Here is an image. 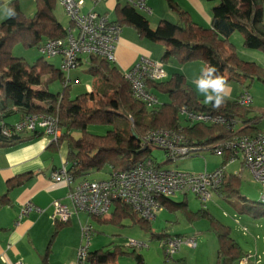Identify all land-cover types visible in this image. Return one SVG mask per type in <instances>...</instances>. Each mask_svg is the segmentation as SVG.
<instances>
[{"label": "trees", "instance_id": "16d2710c", "mask_svg": "<svg viewBox=\"0 0 264 264\" xmlns=\"http://www.w3.org/2000/svg\"><path fill=\"white\" fill-rule=\"evenodd\" d=\"M167 1L178 13L177 23L165 21L153 29L146 17L128 4L119 9L120 18L114 22L121 27H132L140 37L163 41L166 48L160 60L162 63L170 57L181 63L202 58L205 78L220 76L225 83L237 82L246 88L248 79L251 82H264V69L255 66L253 73L242 70V61L229 41V36L238 32L244 47L264 52V0H208L216 2L211 9L209 34L201 33L187 19L184 11L171 0ZM56 3L57 0H35L36 11L31 16L17 11L11 3L9 8L15 14L0 22V147L13 146L41 133L35 130L29 136L23 135V132L6 135L4 129L14 124L5 122L6 118L15 113L20 114L18 121L31 114L54 115L61 128V136L56 141H50L49 146L57 149L65 144L66 172L75 183L88 179L92 170L100 171L106 167L108 175L114 171L125 172L133 169L137 163L150 159V150L141 156L138 153L146 145L152 146L144 140L145 135L152 130L179 131L184 136V143L194 148L195 152L203 147L211 150L216 142L234 136L259 133L255 124L264 118V112L260 117L246 119L245 113L249 106H240L237 99L230 100L223 96V103L219 107L213 106L215 101L204 103L180 73H174L165 80L147 83L148 91L159 100L157 105L149 107L132 96L128 82L116 66L96 56H90L86 69V73L93 78L91 91L70 97L69 83H64L62 73L56 71L52 64L44 61L38 70H28L22 58L12 55L14 44L30 47L65 36L66 30L55 16ZM217 36L222 41L220 49L215 46ZM211 68H215L216 72H211ZM56 78L61 80L63 87L61 91L50 94L47 83ZM182 106L189 110L221 114L239 123L234 131L221 125L191 123L179 114ZM252 120L254 123H251ZM90 123L108 124L110 129L103 135L92 134L87 130ZM223 158L225 161L226 156ZM239 191V172L225 173L219 198L238 213H248L254 217L264 215V203L247 201L239 195ZM159 201L161 207L182 208L191 218L208 220L209 231L215 235L218 244L214 264H235L245 255L231 236L230 227L217 220L208 210L200 208L195 213L190 212L185 202H175L170 197L159 198ZM113 205L115 208L107 223L120 225L123 218L130 216L135 224L150 228V222L137 218L126 205L119 202ZM100 220L97 218V221ZM155 236L161 243L172 235L162 232ZM119 257L134 259L136 264H147L137 249L128 245H111L89 251L86 264H117ZM45 260L43 257L41 264H45Z\"/></svg>", "mask_w": 264, "mask_h": 264}, {"label": "built area", "instance_id": "2783aa9c", "mask_svg": "<svg viewBox=\"0 0 264 264\" xmlns=\"http://www.w3.org/2000/svg\"><path fill=\"white\" fill-rule=\"evenodd\" d=\"M100 1L105 0H92V3L95 5ZM121 1L138 11L150 13L146 0ZM57 2L69 19L65 36L42 41L37 44V49L42 56L61 58L59 72L64 77V83H70L69 72L78 66L79 57L82 55L96 56L114 63L121 26L92 9L83 11L84 0H57ZM122 73L136 100L149 107L159 103L157 97L148 91L147 83L158 82L165 78L166 73L161 61L142 56ZM237 102L243 107L250 106L252 102L250 94L244 91L238 96ZM179 114L191 123L221 125L229 131H234L239 123L236 119L221 114L189 110L185 106L180 108ZM35 130L48 136L50 141H56L61 136L57 117L40 113L26 116L11 127H6L3 133L6 135L33 133ZM144 140L147 144L166 151L170 160L195 152L194 148L184 143V136L176 130H152L145 135ZM211 152L219 157L226 156L225 162L213 171L185 172L176 168L163 169L147 159L137 163L130 171H114L104 179H83L75 183L67 174L64 163L53 170L52 180L64 182L69 187V205L58 200L53 201L51 217L67 221L71 216L82 212L90 217L102 218L109 214L114 202H119L129 207L140 219L151 222L161 209L159 198H168L176 193L193 194L201 209L206 210L212 198L219 195V189L224 181V165L236 160L242 164L254 181L262 185L259 201L264 203V134L234 136L231 139L218 141L211 147ZM31 209L33 205L30 202L24 204L19 218ZM93 234L94 228L91 223L87 222L80 227V242L76 258L71 264H86ZM126 245L136 249L145 246L144 243L132 239H128ZM183 246L195 248V236L172 235L161 242L166 258H173ZM261 258L262 256L247 254L239 262L248 264L253 259L254 264H261ZM9 264L21 263L16 261Z\"/></svg>", "mask_w": 264, "mask_h": 264}, {"label": "crops", "instance_id": "0c3cea01", "mask_svg": "<svg viewBox=\"0 0 264 264\" xmlns=\"http://www.w3.org/2000/svg\"><path fill=\"white\" fill-rule=\"evenodd\" d=\"M171 1L180 10L186 13L187 19L191 21L196 28L200 29L201 33H210L211 9L215 6V1ZM11 3L17 11L22 12L25 16H31L36 11L35 0H0L1 21L9 16L7 13L10 10L9 5ZM56 4H58V2ZM124 5L125 3L121 0H105L95 5L92 3V0H84L83 11L92 9L99 14L105 15L110 21H117V19L120 18L119 9ZM146 5L150 9V13H144L148 14L146 19L151 28L154 29L162 25L165 21L170 23L178 22V13L174 8L169 6L167 0H146ZM68 26L69 23L63 28L66 29ZM235 33L236 32L229 36V41L234 46L236 55L242 61V70L253 73L255 66L264 69V53L244 47L241 35H234ZM152 46L154 49L151 48ZM215 46L219 49L222 46V41L218 36L216 37ZM165 47L166 44L163 41H153L140 37L132 27L123 25L116 43L115 61L110 64L116 66L120 72H123L130 68L142 56H147L154 61H160ZM154 51H158V53L154 54ZM241 55L245 58H241ZM57 58L58 63H60L61 58L58 56ZM89 63L90 56L82 55L79 57L78 68H74L69 72V78L71 80L69 85L72 83V79L76 82L80 79L84 80L83 93L91 91L93 78L86 73ZM53 66L57 71L55 65ZM163 66L166 73L163 79L165 80L168 79L169 75L166 68L167 66L164 63ZM175 69L176 68L173 69V74L180 73L187 82V75ZM195 82H198V79H196ZM229 83L230 82L225 83L226 87L221 93L223 97L236 100L244 91L249 93L245 85H241L243 88L237 91L234 86L229 85ZM195 92L198 95L196 90ZM250 96L251 100H253L251 94ZM198 97L204 102L200 95H198ZM262 112H264V106L254 107V103L253 105L250 104L245 113V118L260 117ZM19 118L20 114L15 113L13 116L6 118L5 122L13 124L17 122ZM251 123H254V121L252 120ZM255 126L258 127L259 133L264 134V118H260ZM31 134V132H23V135L26 136ZM42 136L43 135L40 133L37 137H29L23 142L13 146L0 147V264H9L10 262L16 261H20L21 264H41L43 257L46 259L45 264H71L76 258V251L80 242V227L87 222L91 223L93 227L94 222L98 224H110L109 222L107 223V221L115 205L111 206L107 216L100 218L106 220L105 222L102 220L97 221V217H90L82 212L71 216L67 221L56 220L51 217V203L53 201L58 200L63 204L69 205V187L64 182H55L52 180L53 170L66 163V146L65 144H61L59 148L55 149L49 146L50 141H45L41 138ZM239 166H241V169H244L241 163ZM204 170L207 171V169ZM107 175L108 172L105 178ZM15 181L19 182L16 183ZM176 194L184 196V200L182 201L187 205L185 197L188 194ZM214 197L219 198V195ZM27 202L33 205V209L19 218L20 210ZM165 208L175 209L169 206H162L159 211ZM206 210L210 212L209 206ZM189 211L191 212V210ZM124 220H129L131 224H135L130 216H126V218H123L121 221ZM190 229L191 226H188L181 232L172 231L168 234L187 236L190 235L188 233ZM207 230L209 231V224ZM126 242L127 241H109V243L101 246V248L111 245L124 246ZM186 248L188 249V247ZM97 249L100 248H95L94 250ZM187 249H185L186 251H180L178 257L173 258V260L178 264H185L189 259ZM215 260L216 253L207 264H214Z\"/></svg>", "mask_w": 264, "mask_h": 264}, {"label": "rangeland", "instance_id": "374dc122", "mask_svg": "<svg viewBox=\"0 0 264 264\" xmlns=\"http://www.w3.org/2000/svg\"><path fill=\"white\" fill-rule=\"evenodd\" d=\"M140 13L143 16L148 17L147 13ZM55 16L62 27H65L69 23V19L59 4H56ZM262 17H264V14H262ZM236 34L239 35L238 32H236L234 35ZM151 48H153V46ZM154 52V54L158 53V51ZM12 55L22 58L26 62L28 70H38V66H40V64L45 61L55 65L57 71H60V63H58V58L42 56L37 49V45L28 47L20 43L14 44L12 47ZM241 58L245 57L241 55ZM164 64L167 66L166 68L169 75L168 78H170L173 74L174 68H176L175 70H178V72H184L188 77L187 83H189L197 91L198 95H200L205 102V94L198 91L197 82H195L196 79L199 80L201 78H205L203 76L205 64L202 58L191 62L181 63L176 58L170 57L164 62ZM77 68L78 67H76V69ZM42 78L45 79V76L43 75ZM47 85L50 94H55L61 91L63 87V84L59 78L48 82ZM229 85H233L237 91L243 88L237 82H230ZM246 85V89L253 97L251 105L254 103V107L264 106V82L259 80H254L251 82V80L248 79L246 81ZM69 91L70 97L72 98L79 94H83L84 80L80 79L78 82H76L72 79ZM159 98L164 100V97L161 95H159ZM109 129L110 125L108 124L90 123L87 126V130L90 133L96 135H103ZM41 138L47 142L50 141L48 136L43 135ZM149 150L150 153L148 154V157L153 160L156 166L163 169L176 168L185 172H201L204 171V169H207V171H213L225 162L222 156H216L207 147H203L201 150H198L192 154L180 156L174 160H169L163 149L154 146L149 147L146 145V148L144 147V150L138 153V156L146 154ZM239 164L240 163L238 160L233 163H226L224 165L225 173L231 174L239 172V195L246 198L247 201L258 202L260 199L262 185L254 181L246 170L241 169ZM106 173V167L102 168L100 171L92 170L88 175V179L100 180L105 178ZM170 198L176 202L184 200V196H181L180 194H175ZM185 198L188 209L191 210V212L195 213L201 208L199 202L196 200V198H194L193 194H188ZM208 206L210 212L217 220L230 227L231 236L239 243L245 255L250 254L252 256H262L261 264H264V215L254 217L248 213H238L232 208V206H230V204L217 197H214ZM208 224L209 222L205 218L189 217L187 212H185V209L182 208H175L174 210L165 208L162 211H158L156 219L151 221V226L149 229L138 224H131L129 220L121 221L120 225L104 223L98 224L94 222L95 229L89 248L90 250H94L95 248H101V246L109 243V241L122 242L132 239L145 244V246L142 248L137 249V252L142 255L144 261L147 264H178L173 260V258L178 257V253L182 250L184 251L187 248L183 246L173 258H166L161 247V240H159V238L155 235L162 232H181L185 229V227L191 226V229L188 231L190 235L187 236H195L197 247L187 249L189 259L186 263L207 264L212 256L215 255L217 247V239L215 235L207 230ZM243 228L246 230H243ZM116 263L136 264L134 259L128 257H119L116 260ZM235 264L241 263L238 261ZM248 264H254L253 259L250 260Z\"/></svg>", "mask_w": 264, "mask_h": 264}, {"label": "clouds", "instance_id": "9594fccd", "mask_svg": "<svg viewBox=\"0 0 264 264\" xmlns=\"http://www.w3.org/2000/svg\"><path fill=\"white\" fill-rule=\"evenodd\" d=\"M15 13L9 10L7 15L13 16ZM211 72H216L215 68L210 69ZM226 87L225 81L220 76L215 78H201L197 82L198 91L205 94V103H211L215 101L214 107H219L223 103V97L221 93ZM211 90V91H209Z\"/></svg>", "mask_w": 264, "mask_h": 264}]
</instances>
